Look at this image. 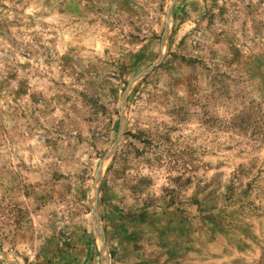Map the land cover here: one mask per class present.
I'll return each instance as SVG.
<instances>
[{
  "label": "rangeland",
  "instance_id": "1",
  "mask_svg": "<svg viewBox=\"0 0 264 264\" xmlns=\"http://www.w3.org/2000/svg\"><path fill=\"white\" fill-rule=\"evenodd\" d=\"M0 264H264V0H0Z\"/></svg>",
  "mask_w": 264,
  "mask_h": 264
}]
</instances>
